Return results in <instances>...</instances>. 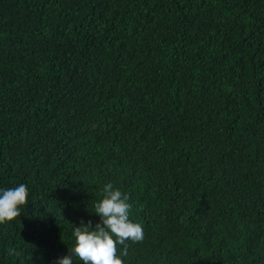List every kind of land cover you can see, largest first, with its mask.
Listing matches in <instances>:
<instances>
[{"label": "trees", "instance_id": "obj_1", "mask_svg": "<svg viewBox=\"0 0 264 264\" xmlns=\"http://www.w3.org/2000/svg\"><path fill=\"white\" fill-rule=\"evenodd\" d=\"M107 182L123 264H264V0H0V264L66 255Z\"/></svg>", "mask_w": 264, "mask_h": 264}, {"label": "clouds", "instance_id": "obj_2", "mask_svg": "<svg viewBox=\"0 0 264 264\" xmlns=\"http://www.w3.org/2000/svg\"><path fill=\"white\" fill-rule=\"evenodd\" d=\"M29 191L25 184L0 188V223L17 218L28 202ZM132 205L126 192L107 182L100 188V198L93 203L98 221L72 225L71 245L67 254L56 257L54 264H123L127 242L138 243L144 239L139 222L130 219ZM117 245L120 248L117 254ZM19 255V253H15Z\"/></svg>", "mask_w": 264, "mask_h": 264}]
</instances>
